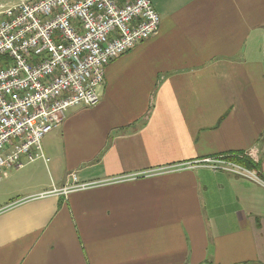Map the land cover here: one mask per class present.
<instances>
[{
    "label": "crops",
    "instance_id": "obj_1",
    "mask_svg": "<svg viewBox=\"0 0 264 264\" xmlns=\"http://www.w3.org/2000/svg\"><path fill=\"white\" fill-rule=\"evenodd\" d=\"M151 1L156 33L4 179L0 264H264V184L209 165L264 182V0Z\"/></svg>",
    "mask_w": 264,
    "mask_h": 264
},
{
    "label": "built area",
    "instance_id": "obj_2",
    "mask_svg": "<svg viewBox=\"0 0 264 264\" xmlns=\"http://www.w3.org/2000/svg\"><path fill=\"white\" fill-rule=\"evenodd\" d=\"M159 23L151 0H0V173L44 159L43 137L70 107L97 104L104 66ZM209 165L264 184L232 160Z\"/></svg>",
    "mask_w": 264,
    "mask_h": 264
},
{
    "label": "rangeland",
    "instance_id": "obj_3",
    "mask_svg": "<svg viewBox=\"0 0 264 264\" xmlns=\"http://www.w3.org/2000/svg\"><path fill=\"white\" fill-rule=\"evenodd\" d=\"M19 0H1V3L2 2H6V3H9V4H13V3H17ZM99 92V89H97V93ZM15 173V169L14 168H10V169H5L2 173V179L3 181L0 183V190L1 192H6L8 191L10 188H11V183L10 181H8V179L5 181L4 179L7 178L6 176L9 174V173ZM15 175V174H14Z\"/></svg>",
    "mask_w": 264,
    "mask_h": 264
},
{
    "label": "trees",
    "instance_id": "obj_4",
    "mask_svg": "<svg viewBox=\"0 0 264 264\" xmlns=\"http://www.w3.org/2000/svg\"><path fill=\"white\" fill-rule=\"evenodd\" d=\"M233 161H235L236 163L242 165L245 168H256V165L253 164L251 161L247 160V159H233ZM211 264V263H209Z\"/></svg>",
    "mask_w": 264,
    "mask_h": 264
}]
</instances>
